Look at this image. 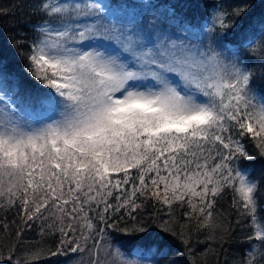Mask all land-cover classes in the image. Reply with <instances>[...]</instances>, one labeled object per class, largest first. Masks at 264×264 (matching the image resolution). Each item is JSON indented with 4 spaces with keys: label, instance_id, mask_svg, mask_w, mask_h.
<instances>
[{
    "label": "snow or ice",
    "instance_id": "1",
    "mask_svg": "<svg viewBox=\"0 0 264 264\" xmlns=\"http://www.w3.org/2000/svg\"><path fill=\"white\" fill-rule=\"evenodd\" d=\"M31 8L43 19L25 70L38 87L0 70V211L16 217L0 220L16 240L0 264H21L16 248L34 225L59 242L53 252L38 241L23 264L45 252L74 254L73 264H159V249L115 245L114 233L169 232L158 213L171 218L174 205L214 227L225 195L252 230L244 264H264V180L237 166L253 159L245 142L264 158V18L245 26L247 7L213 3L190 19L168 0ZM149 201L156 212L144 219Z\"/></svg>",
    "mask_w": 264,
    "mask_h": 264
},
{
    "label": "trees",
    "instance_id": "2",
    "mask_svg": "<svg viewBox=\"0 0 264 264\" xmlns=\"http://www.w3.org/2000/svg\"><path fill=\"white\" fill-rule=\"evenodd\" d=\"M168 2L177 5V11L190 19H199L203 13L210 11L208 5L213 3L228 11L237 7H247L248 11L242 21L245 26L251 20L264 18V0H168ZM32 3L33 0H0V8L9 10L7 14L0 15V70L11 74L23 85L35 90L38 87L37 82L25 70L26 57L30 52L29 44L35 38L31 25L42 20L43 17L33 13ZM244 147L253 159L237 161V166L241 169L248 168L256 181L264 180V158L258 155L259 150L253 142H245ZM257 201V214L264 222V210H261L264 207V184L259 188ZM230 203L229 195L220 198L216 207L219 215L214 214V227H203V222L195 215L191 219L185 217L187 206L181 208L179 205H174L171 218L166 214V208L158 213L163 220L170 221L169 232H163L153 225L150 232L140 239H133V236L138 234L130 236L116 232L113 241L119 240L120 243L128 246L151 245L154 251L159 249V254L155 257L159 264H244L247 253L252 247L247 240L249 227L244 220L237 223L241 218L230 208ZM155 212L156 209L149 201L144 204L141 215L144 219H149ZM13 219H16L14 213L0 211V220L10 224ZM172 232L182 235H172ZM185 240L188 241L187 244L183 242ZM23 241L24 243L16 248L14 257V259L19 257L21 264L24 262L25 252L34 251L38 241L42 248L54 252L59 236L49 234L41 237L39 227L34 225L32 229L25 230ZM15 244L14 229L7 232L0 228V248L7 250ZM76 259L78 257L71 253L49 256L45 252L39 259L30 260L29 264H66L65 260L73 263Z\"/></svg>",
    "mask_w": 264,
    "mask_h": 264
},
{
    "label": "rangeland",
    "instance_id": "3",
    "mask_svg": "<svg viewBox=\"0 0 264 264\" xmlns=\"http://www.w3.org/2000/svg\"><path fill=\"white\" fill-rule=\"evenodd\" d=\"M242 169H244V168H242ZM250 179H253V177L251 176ZM261 222H262V221H261ZM251 234H252V230L249 228V235H251ZM112 243L115 244V245H119V244H120L119 241H112ZM251 245H252V244H251ZM65 262H66V264H73L72 262L69 263V261H67V260H65Z\"/></svg>",
    "mask_w": 264,
    "mask_h": 264
}]
</instances>
